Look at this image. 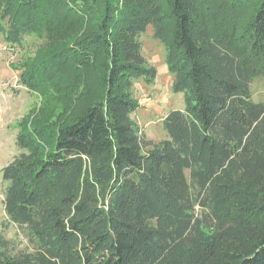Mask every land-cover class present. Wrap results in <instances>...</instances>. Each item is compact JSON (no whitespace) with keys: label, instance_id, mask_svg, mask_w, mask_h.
<instances>
[{"label":"trees","instance_id":"trees-1","mask_svg":"<svg viewBox=\"0 0 264 264\" xmlns=\"http://www.w3.org/2000/svg\"><path fill=\"white\" fill-rule=\"evenodd\" d=\"M148 26L184 100L157 142L131 118ZM0 32L41 40L19 80L42 100L1 168L34 249L0 264H264V0H0Z\"/></svg>","mask_w":264,"mask_h":264},{"label":"rangeland","instance_id":"rangeland-1","mask_svg":"<svg viewBox=\"0 0 264 264\" xmlns=\"http://www.w3.org/2000/svg\"><path fill=\"white\" fill-rule=\"evenodd\" d=\"M139 39L143 56L155 67L157 74L152 82L140 78L134 83L132 94L138 106L131 118L147 139L157 142L166 137L162 127L164 116L173 109L184 107L183 94L172 91L173 76L166 66L165 46L153 37L152 28L148 26ZM40 43L35 36H27L20 44L9 45L0 32V240L10 254L34 249L23 231L7 219L1 168L18 153L16 134L19 121L42 102L38 93L28 90L19 80L21 63L37 51ZM250 92L252 101L264 103L263 76L252 79Z\"/></svg>","mask_w":264,"mask_h":264}]
</instances>
